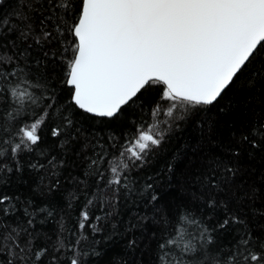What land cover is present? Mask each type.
Here are the masks:
<instances>
[{
    "label": "snow or ice",
    "instance_id": "obj_1",
    "mask_svg": "<svg viewBox=\"0 0 264 264\" xmlns=\"http://www.w3.org/2000/svg\"><path fill=\"white\" fill-rule=\"evenodd\" d=\"M0 7V264H264V0Z\"/></svg>",
    "mask_w": 264,
    "mask_h": 264
},
{
    "label": "trees",
    "instance_id": "obj_2",
    "mask_svg": "<svg viewBox=\"0 0 264 264\" xmlns=\"http://www.w3.org/2000/svg\"><path fill=\"white\" fill-rule=\"evenodd\" d=\"M4 11L3 7H0V14H2Z\"/></svg>",
    "mask_w": 264,
    "mask_h": 264
}]
</instances>
